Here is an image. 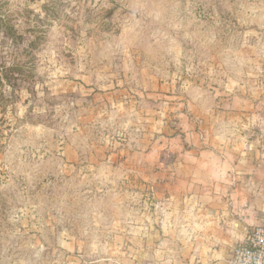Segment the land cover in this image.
<instances>
[{
  "label": "rangeland",
  "instance_id": "374dc122",
  "mask_svg": "<svg viewBox=\"0 0 264 264\" xmlns=\"http://www.w3.org/2000/svg\"><path fill=\"white\" fill-rule=\"evenodd\" d=\"M0 15V264H158L167 202L131 156L229 110L250 114L220 121L226 136L264 144V0H0Z\"/></svg>",
  "mask_w": 264,
  "mask_h": 264
},
{
  "label": "crops",
  "instance_id": "0c3cea01",
  "mask_svg": "<svg viewBox=\"0 0 264 264\" xmlns=\"http://www.w3.org/2000/svg\"><path fill=\"white\" fill-rule=\"evenodd\" d=\"M248 113L229 110L222 117L244 121ZM221 119L214 127L184 120L180 134L131 156L151 172L157 197L167 202L153 228L158 264H230L248 230L264 220V144L249 137V126L227 132L237 136L229 138L217 126Z\"/></svg>",
  "mask_w": 264,
  "mask_h": 264
},
{
  "label": "built area",
  "instance_id": "2783aa9c",
  "mask_svg": "<svg viewBox=\"0 0 264 264\" xmlns=\"http://www.w3.org/2000/svg\"><path fill=\"white\" fill-rule=\"evenodd\" d=\"M230 264H264V220L248 230L246 241L234 249Z\"/></svg>",
  "mask_w": 264,
  "mask_h": 264
},
{
  "label": "trees",
  "instance_id": "16d2710c",
  "mask_svg": "<svg viewBox=\"0 0 264 264\" xmlns=\"http://www.w3.org/2000/svg\"><path fill=\"white\" fill-rule=\"evenodd\" d=\"M7 17H9L8 15H7ZM18 19H19V17H18ZM7 23H9V20L7 21V19L6 18H4V15H0V32H1V29H2V31L4 30V29H6V27L8 26V24ZM9 33H15V31L13 30V29H11L10 31H9ZM14 36V38L16 39V36H15V34H13ZM20 37V36H19ZM18 37V38H19ZM17 68H11V69H7V72H12V73H14V72H20V74H22L23 73V70H22V68L21 67H19V66H16ZM5 76H7V75H5ZM6 79L7 80H9L8 81V83H11L10 81L12 80V79H14L13 77H6ZM0 81H2V79L0 78Z\"/></svg>",
  "mask_w": 264,
  "mask_h": 264
}]
</instances>
